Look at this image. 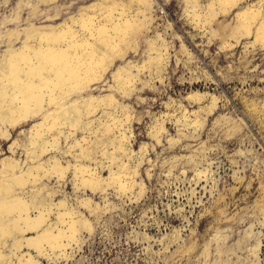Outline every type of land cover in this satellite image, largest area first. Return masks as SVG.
I'll use <instances>...</instances> for the list:
<instances>
[{"label": "rangeland", "instance_id": "1", "mask_svg": "<svg viewBox=\"0 0 264 264\" xmlns=\"http://www.w3.org/2000/svg\"><path fill=\"white\" fill-rule=\"evenodd\" d=\"M98 1L0 0V18L8 17L0 29L8 32L9 41L7 47L0 42V59L8 48L22 45L29 26L71 23L81 11L91 14L89 5ZM150 1L152 20L132 44L135 48L114 58L100 79L70 95L111 94L128 110L130 118L121 127L127 135L124 151L116 154L120 160L112 164L97 152L83 163L94 165L96 174L106 179L109 169L124 162L134 185L123 192L111 183L92 192L75 188L71 167L63 179L44 178L52 201L64 198L92 229L81 230L61 250L48 249L42 255L22 247L18 255L26 256L28 250L37 264H264V45L254 41L253 33L237 42L229 38L232 46L223 44L220 23L234 25L245 3L226 15L218 13L201 28L188 16L186 0ZM197 1L201 7L212 2ZM134 11L136 5L129 13ZM14 15L19 20L9 21ZM151 39L162 60L141 68L155 56L149 50ZM122 67L135 75L127 93L113 77ZM195 92L201 97H192ZM106 110L120 117V111L101 107L84 122H105ZM36 121L7 128L8 136L0 138V161L23 159L28 130ZM90 136L77 130L66 140L61 137L60 148L44 153L41 160L55 155L63 163H74L63 150L72 139ZM80 199H89L96 209L90 212L78 204ZM52 211L47 223L56 221ZM9 244L10 239L3 252H9Z\"/></svg>", "mask_w": 264, "mask_h": 264}, {"label": "bare ground", "instance_id": "2", "mask_svg": "<svg viewBox=\"0 0 264 264\" xmlns=\"http://www.w3.org/2000/svg\"><path fill=\"white\" fill-rule=\"evenodd\" d=\"M249 1L212 0L201 7L197 0H186L190 7L188 16L201 28L218 13L226 15L236 4L245 3L236 12L234 25L220 23L223 44L232 46L229 38L237 42L239 37L253 33L254 41L264 45V0ZM132 5L137 6L135 14L129 13ZM89 8L94 10L91 14L81 11L71 18V23L64 22L58 27L29 26L22 45L8 48L0 59V138L8 136L7 128L37 119L28 130L23 159L5 157L0 161V264H37L28 250L26 256L18 255L20 249L25 247L43 255L48 249L52 252L63 249L81 230L92 229L89 220L78 210L68 207L64 198L52 201L53 191L45 189L44 178L63 179L71 167L75 188H88L92 192L111 183V187L114 184L117 191L123 192L134 185L133 174L127 173L128 166L124 162L117 165V169H109L106 179L96 174L94 165L83 163V160H92L97 152L112 164L120 160L116 154L124 151L122 143L127 135L121 127L130 118L128 110L111 94L73 99L70 95L100 79L114 58L123 57L128 48H135L132 44L136 45L137 36L152 20L151 1L100 0ZM138 13L145 17H138ZM228 28L229 33H226ZM12 34L10 32L9 36ZM148 45L155 56L150 55L141 68L157 66L162 60L152 39ZM113 77L118 88L127 93L126 85L135 75L129 68L122 67ZM192 97L200 98L201 94L195 92ZM101 107L120 111V117L106 110L105 122L101 120L97 125L84 122L85 117ZM77 130H85L92 136L91 139H72L63 150L74 158V163H63L55 155L41 160L44 153L60 148L61 137L66 140ZM114 131L118 132L117 136L113 135ZM15 144L13 141L9 146L12 152ZM78 204L90 212L96 209L89 199H80ZM53 209L56 221L47 223ZM27 233L33 234L25 236ZM8 239L11 240L10 250L5 253L3 247L7 246ZM253 247L257 249L258 244Z\"/></svg>", "mask_w": 264, "mask_h": 264}, {"label": "water", "instance_id": "3", "mask_svg": "<svg viewBox=\"0 0 264 264\" xmlns=\"http://www.w3.org/2000/svg\"><path fill=\"white\" fill-rule=\"evenodd\" d=\"M11 19H13V20H19V18H16V16L14 15L13 17H9V21L11 20ZM8 20V17H6V16H1V18H0V27H1V25L2 24H4L6 21ZM8 32H5V31H1V29H0V42H2V43H4V45L7 47V45H6V43H7V38H6V34H7ZM3 52H0V55L2 54Z\"/></svg>", "mask_w": 264, "mask_h": 264}]
</instances>
